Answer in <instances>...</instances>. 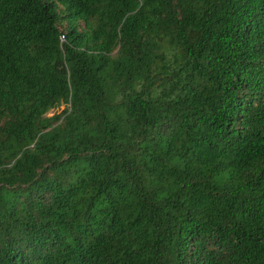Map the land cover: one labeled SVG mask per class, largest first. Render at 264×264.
<instances>
[{
  "label": "trees",
  "instance_id": "trees-1",
  "mask_svg": "<svg viewBox=\"0 0 264 264\" xmlns=\"http://www.w3.org/2000/svg\"><path fill=\"white\" fill-rule=\"evenodd\" d=\"M0 264H264V0H0Z\"/></svg>",
  "mask_w": 264,
  "mask_h": 264
}]
</instances>
